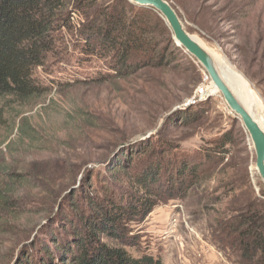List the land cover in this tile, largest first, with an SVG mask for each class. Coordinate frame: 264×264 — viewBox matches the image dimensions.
Returning <instances> with one entry per match:
<instances>
[{"label": "trees", "instance_id": "obj_1", "mask_svg": "<svg viewBox=\"0 0 264 264\" xmlns=\"http://www.w3.org/2000/svg\"><path fill=\"white\" fill-rule=\"evenodd\" d=\"M72 11L84 18L79 52L98 56L113 70L100 72L97 81L171 69L183 53L159 12L128 0H0V144L15 134L21 158L6 168L0 149V237L11 232L9 221L58 203L16 253L18 264H165L145 245L141 224L157 206L186 199L208 168L226 160L233 136L227 132L202 151L184 150L171 133L197 118L187 105L167 115L156 134L113 149L81 178L79 164L67 157L54 163L69 169L71 176L62 179L48 160L19 153L20 144L41 149L28 113L45 106L52 88L37 69L60 51L64 28H73ZM187 63L196 69L191 58ZM71 181L78 186L63 196ZM216 231L240 264H264L263 204L234 209L217 221Z\"/></svg>", "mask_w": 264, "mask_h": 264}, {"label": "rangeland", "instance_id": "obj_2", "mask_svg": "<svg viewBox=\"0 0 264 264\" xmlns=\"http://www.w3.org/2000/svg\"><path fill=\"white\" fill-rule=\"evenodd\" d=\"M167 1L187 30L241 76L261 104L252 113L264 118V0ZM77 27L64 28L60 51L37 69L52 88L45 106L28 113L41 149L20 144L19 153L30 161L48 160L62 179L71 173L54 163L62 160L58 156L67 157L79 164L81 178L117 144L156 134L173 108L191 106L189 113L191 110L197 118L171 133L184 150L202 151L227 132L233 142L227 146L226 160L208 168L186 199L161 204L150 213L140 226L144 243L165 264H240L216 227L217 221L234 215V209L250 201L264 205L255 147L242 121L235 118L219 92L199 95L200 89L205 92L212 87L211 78L183 48L174 68L148 69L126 80L97 81L100 72L113 70L98 56L88 58L79 52L75 45L82 39ZM189 58L196 63L195 70L187 63ZM17 139L14 134L0 144L1 164L6 168L21 160L15 155ZM78 183L71 181L62 191L76 188ZM54 204L41 214L33 212L9 221L11 232L0 237V264H18L16 253L32 240L45 217L56 211Z\"/></svg>", "mask_w": 264, "mask_h": 264}, {"label": "water", "instance_id": "obj_3", "mask_svg": "<svg viewBox=\"0 0 264 264\" xmlns=\"http://www.w3.org/2000/svg\"><path fill=\"white\" fill-rule=\"evenodd\" d=\"M130 1L139 6L151 7L159 12L168 24L176 44L183 48L203 67L207 75L211 78L212 84L217 88V92L222 95L223 99L235 115V118L241 120L245 129L248 131L255 147L256 169L264 182V130L253 118L252 114L239 102L225 78L221 76V72L217 69L208 51H206L201 44L194 39L192 34L185 27L175 8L167 0ZM185 106H187V104L175 107L171 112ZM130 141L132 140H126L125 142L117 144L115 149L125 146ZM74 189L75 187L70 188L65 194H63V196ZM57 205L58 203L55 205L56 211L59 209Z\"/></svg>", "mask_w": 264, "mask_h": 264}, {"label": "bare ground", "instance_id": "obj_4", "mask_svg": "<svg viewBox=\"0 0 264 264\" xmlns=\"http://www.w3.org/2000/svg\"><path fill=\"white\" fill-rule=\"evenodd\" d=\"M192 36L201 44V46L206 51H208L217 69H219V72H221V76L225 78L239 102L252 114L253 118L264 130V118H257L251 111L252 108L259 107L261 105L259 98L254 95L253 92L250 91L241 76L231 66H229L217 53L210 50L201 38H199L197 35ZM215 92H217V88L213 84L211 88L205 91L206 94H213Z\"/></svg>", "mask_w": 264, "mask_h": 264}, {"label": "built area", "instance_id": "obj_5", "mask_svg": "<svg viewBox=\"0 0 264 264\" xmlns=\"http://www.w3.org/2000/svg\"><path fill=\"white\" fill-rule=\"evenodd\" d=\"M71 20H72L73 24H76L77 26H79V27L76 28V29H78V28L81 27V24L84 21V18H83V15H82L81 12H79V11H72L71 12ZM201 94H203V95L205 94V92L203 91V89H200L199 90V95H201Z\"/></svg>", "mask_w": 264, "mask_h": 264}]
</instances>
